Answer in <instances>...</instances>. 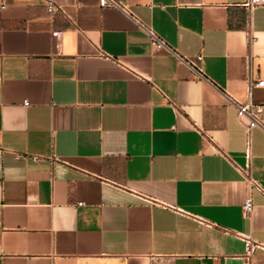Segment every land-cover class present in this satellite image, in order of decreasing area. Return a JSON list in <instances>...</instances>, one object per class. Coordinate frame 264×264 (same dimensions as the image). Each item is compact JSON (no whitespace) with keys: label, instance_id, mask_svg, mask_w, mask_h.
<instances>
[{"label":"crops","instance_id":"obj_1","mask_svg":"<svg viewBox=\"0 0 264 264\" xmlns=\"http://www.w3.org/2000/svg\"><path fill=\"white\" fill-rule=\"evenodd\" d=\"M121 1L182 55L202 54L215 85L99 0H56L71 18L0 0V264H264L237 235L264 242V195L232 163L246 165L247 133L226 97L264 79V6ZM253 100L264 106V87ZM251 176L264 185L260 126Z\"/></svg>","mask_w":264,"mask_h":264},{"label":"built area","instance_id":"obj_2","mask_svg":"<svg viewBox=\"0 0 264 264\" xmlns=\"http://www.w3.org/2000/svg\"><path fill=\"white\" fill-rule=\"evenodd\" d=\"M99 5L101 7L112 6V7L118 8L125 15H127L130 19H132L146 33L147 37L149 38V41L155 47V49L166 50L167 52L175 55L180 61L187 64L191 69H193V71L199 78L211 83L212 85H215L213 80L206 74V72L204 71L201 65V62L203 60L202 54L199 53L192 57L182 55L175 47H173L170 43H168L152 26L145 24L134 13L131 7L121 0H99ZM243 5L249 11H252L256 7L264 6V0H245ZM46 6H47V11L49 14H54L58 11H61L62 13L68 15L65 10L59 7V5L56 3V0H47ZM68 17L71 18L69 15ZM61 34L62 32L59 30H54L52 32V36L56 38L57 41H59ZM254 39H255L254 35L250 32L249 42L251 43ZM99 56L109 59L111 61H115L120 65L122 64L114 55L105 51L102 48L99 49ZM257 87H264V79H260L259 76L256 74H253V75L250 74L247 79L246 96L244 99H237L236 97H233L228 94H226L227 95L226 97L230 103L235 105L236 111H237V118L245 126L246 133H247V139H246L247 163L244 167L236 163L235 161H232V163L238 169V171H240L245 176L251 188L258 190L260 193L264 195V185L259 180L251 176V134H252V130L254 127H257V126H260L264 129V122L262 119L264 106L254 102L253 100V91ZM24 103L27 104L28 101L25 100ZM199 131L204 141L212 144L213 140L211 136L204 129L200 127H199ZM217 150L223 155L228 156L227 153H225V151L220 149L219 147H217ZM32 157L33 159L38 160L41 156L33 155ZM58 160H59V157L55 155L51 157V161L53 163L57 162ZM159 204L165 207L175 209L176 211H179L181 213L189 214L183 209H180L178 207H171L163 203H159ZM252 209H253V201H252L251 195H249L245 199L243 206H242L243 215L245 217H250ZM203 222H206V221H203ZM237 235L245 241V255H244L245 259L250 261L251 257L257 250L264 251L263 241L254 239L252 238L251 235H242L239 233H237Z\"/></svg>","mask_w":264,"mask_h":264}]
</instances>
